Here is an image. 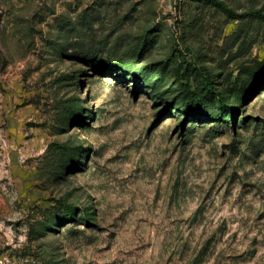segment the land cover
<instances>
[{
  "label": "rangeland",
  "instance_id": "1",
  "mask_svg": "<svg viewBox=\"0 0 264 264\" xmlns=\"http://www.w3.org/2000/svg\"><path fill=\"white\" fill-rule=\"evenodd\" d=\"M218 1L0 0V264H264V0Z\"/></svg>",
  "mask_w": 264,
  "mask_h": 264
},
{
  "label": "trees",
  "instance_id": "2",
  "mask_svg": "<svg viewBox=\"0 0 264 264\" xmlns=\"http://www.w3.org/2000/svg\"><path fill=\"white\" fill-rule=\"evenodd\" d=\"M213 1H214L216 4H219L221 7H224V8H225V5H224L222 2H220V1H218V0H213ZM220 102H221V103H224L222 98H220ZM230 116H231V114H230Z\"/></svg>",
  "mask_w": 264,
  "mask_h": 264
}]
</instances>
